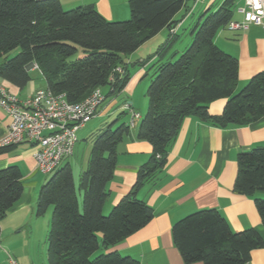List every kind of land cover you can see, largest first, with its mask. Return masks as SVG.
Here are the masks:
<instances>
[{
	"label": "trees",
	"instance_id": "obj_1",
	"mask_svg": "<svg viewBox=\"0 0 264 264\" xmlns=\"http://www.w3.org/2000/svg\"><path fill=\"white\" fill-rule=\"evenodd\" d=\"M237 1L222 0L215 9L201 11L188 34L191 42L181 49L176 48L182 39L176 27L190 11L187 0H129L130 17L118 21L106 19L93 4L66 9L60 0H0V78L24 88L32 80L27 66L35 62L47 87L65 93L71 102L84 100L98 87L107 89V97L122 92L131 77L124 57L163 28L170 31L148 58L156 60L150 66L148 108L137 137L150 142L152 151L130 190L104 212L117 147L130 132V122L116 123L118 119L91 134L88 166L78 187L70 163L41 186L36 214L44 215L52 207L49 264H141L137 258L106 250L154 217L153 207L138 192L161 180L169 145L184 118L195 116L228 127L247 125L264 115V70L235 91L239 59L215 42L218 31L233 20ZM16 48L19 51L12 54ZM80 50L84 55L72 58ZM220 98L226 100L222 112L211 113L210 103ZM12 146L1 145L0 154ZM23 189L17 165L0 169V234L1 220L16 206ZM234 190L254 197L264 224V197L257 195L264 192V146L238 153ZM172 235L186 263L246 264L252 250L264 247L256 228L235 231L216 208L180 218Z\"/></svg>",
	"mask_w": 264,
	"mask_h": 264
},
{
	"label": "crops",
	"instance_id": "obj_2",
	"mask_svg": "<svg viewBox=\"0 0 264 264\" xmlns=\"http://www.w3.org/2000/svg\"><path fill=\"white\" fill-rule=\"evenodd\" d=\"M60 1L66 9L93 4L106 19L112 21L124 20L130 17L129 0ZM221 1L197 0V4L192 7L188 4L190 11L176 27V31L180 33V29L185 26L189 19L194 22L198 19L199 14L196 16L197 12L195 10L199 5L205 9H213ZM244 5L239 8L238 14H234L233 20L243 19L241 9ZM185 8L178 12L176 15L177 19L182 18ZM226 28L227 30H224ZM169 33L170 31L167 27L163 28L147 42H144L136 51L124 57L125 66L130 73L133 71V74L122 92L112 94L116 97L122 94V101L113 98L107 102L106 99L98 107L96 115L78 131L76 145L80 141L81 136L88 132L87 130L83 131L87 128L89 122L96 119L92 129L95 126H98L97 129L105 126L108 122L104 121L100 126L101 122H103L102 120L105 119L106 115L113 112L116 106L125 112H119L121 114L113 122H116L117 119L119 121L116 123L131 122L132 113L130 109L126 108V104L131 105L136 110L134 99L131 96L133 88L138 78L140 81L145 80L142 89L146 88L153 72L150 66L156 60L155 57L148 60L149 56L155 53L152 48L156 47L158 49L163 43L162 40L168 38ZM152 39H156L154 40L155 42L147 44ZM215 42L222 49L232 53L239 59V80L236 91L243 87L253 75L264 70L263 26L251 25L247 29L235 30L227 25L218 31L215 36ZM80 51L82 52V50ZM27 68L30 70L32 80L24 88L0 78L7 90L17 94L20 98H26L34 94L38 88L47 87L45 76L35 62L30 67L27 66ZM104 91L107 92V89H104ZM145 93L144 97L148 105ZM225 101L224 98L212 101L210 103L211 113H221ZM138 112L140 117L135 118L133 125L130 124V132L124 136L117 147V165L113 178L108 182L107 187L110 195L104 205L103 210L105 213L109 212L112 206L130 190L136 181L139 167L148 161L151 155V143L137 137L143 116V112ZM121 115L123 117L120 118ZM11 120L10 114L4 107L0 106V146ZM96 130L84 137L86 148L84 149L83 164L79 172V178L81 172L88 166L92 148L90 137ZM257 146H264V115L247 125H231L228 127H220L195 116L184 118L176 138L169 145L168 161L161 175V180L155 186L152 183H147L138 192V197L153 207L154 217L144 227L111 246L106 251H116L124 256H132L139 259L141 264H204L202 261L186 263L174 243L172 235V226L177 220L203 208L218 209L235 231L254 227L264 238V224L256 207L254 197L234 190L238 153L251 150ZM36 149L37 145L34 142L23 141L19 144H14L9 151L0 154V169L9 165H17L22 172L24 185L22 196L16 206L5 216L15 217L16 220L13 222L19 224L23 223L22 215L26 208L29 206L33 208L34 204H36V200H38L36 192L38 188H41L40 184L42 186L49 178L46 177L47 179H44L43 175L47 176L49 174L41 172L37 167L34 157ZM69 157L61 165L71 164ZM79 178L76 181V176L74 175L77 187L79 186ZM257 195L264 197V192H259ZM2 253L4 252L2 251ZM8 257L12 264V260L15 259L11 255H8ZM246 264H264V247L252 250L251 259Z\"/></svg>",
	"mask_w": 264,
	"mask_h": 264
},
{
	"label": "built area",
	"instance_id": "obj_3",
	"mask_svg": "<svg viewBox=\"0 0 264 264\" xmlns=\"http://www.w3.org/2000/svg\"><path fill=\"white\" fill-rule=\"evenodd\" d=\"M243 19L232 20L231 29L243 30L251 25L264 27V0H245L241 9ZM120 70V67L117 68ZM107 99L103 88L98 87L80 102H71L63 92L38 88L34 94L20 98L7 90L0 81V106L10 114L12 120L1 145H14L31 141L37 145L34 157L38 169L49 174L59 168L63 161L74 152L78 131L96 115L98 107ZM134 124L140 113L131 105ZM12 264H18L12 260Z\"/></svg>",
	"mask_w": 264,
	"mask_h": 264
},
{
	"label": "rangeland",
	"instance_id": "obj_4",
	"mask_svg": "<svg viewBox=\"0 0 264 264\" xmlns=\"http://www.w3.org/2000/svg\"><path fill=\"white\" fill-rule=\"evenodd\" d=\"M189 6H194L197 4V0H187ZM221 1V0H219ZM245 4V0H238L235 14H238L239 8ZM75 8V7H73ZM205 10L201 5H199L195 12L196 16L202 11ZM215 9V7L213 8ZM195 22L192 21V19L187 21L184 27L180 29V33L182 34V39L177 43L176 48L179 47L181 49L185 48L186 45H189L191 40L188 37L190 28L193 26ZM224 30H227L224 29ZM188 38V39H187ZM151 39V38H150ZM156 39H152V41H148L147 44H153ZM165 39L162 40L164 42ZM147 42V41H146ZM160 42V43H162ZM150 46V45H148ZM156 47L152 48V51L155 52ZM19 51V48H16L12 51V54H15ZM84 55L81 51H78L72 58H76L79 56ZM133 72V71H132ZM131 72V77L132 73ZM145 80H137L133 91H132V98L134 99V107L136 110L143 112V115L147 111L148 105L146 104V99L144 97V93L147 91L149 83L147 84L146 88L143 90V84ZM106 89V88H104ZM242 89V87L240 88ZM239 89V90H240ZM237 90V91H239ZM236 91V89H235ZM113 98H116L119 101H122L123 95L121 96L117 95H110L107 98V102L112 100ZM148 102V101H147ZM147 105L146 111L144 112V109ZM119 112H123L122 109H119V107L116 106L114 108V111L111 112L109 115H106L105 119L102 120L100 126L104 121L107 123L113 122L117 117H119ZM123 115V114H122ZM120 116L123 117V116ZM127 117V115H125ZM102 119V118H101ZM100 119V120H101ZM96 123V119H93L91 122L88 123L87 128L84 129L87 130L84 136H81L80 141L75 147V152L73 155L69 157V160L71 162V166L73 168L74 175L76 176V181H78L79 178V172L81 169V166L83 164V154L84 149L86 148V142L84 140V137L88 136L92 131L96 130L98 126L93 127L92 126ZM92 129V130H90ZM90 130V131H89ZM82 133V131H80ZM68 159V158H67ZM66 160V159H65ZM64 160V161H65ZM63 161V163H64ZM58 169V168H57ZM56 169V170H57ZM49 173V175H43L44 179L47 177H51V175L56 171ZM41 175V174H40ZM46 178V179H47ZM43 179V180H44ZM79 184V183H78ZM41 187V184H40ZM38 188L36 192V197L39 195ZM37 199V198H36ZM36 206H37V200L36 204H34L33 208L32 206H29L26 208V210L23 212L22 217V224H19L17 222H13L16 220L15 217L7 216L4 220L1 221V235H0V264H11L9 261L8 255H11L18 264H49L48 261V233L51 226L52 221V207L49 208L46 214L38 216L36 214ZM2 251L4 253H2ZM101 250L96 251L92 257H95L97 254H99Z\"/></svg>",
	"mask_w": 264,
	"mask_h": 264
},
{
	"label": "water",
	"instance_id": "obj_5",
	"mask_svg": "<svg viewBox=\"0 0 264 264\" xmlns=\"http://www.w3.org/2000/svg\"><path fill=\"white\" fill-rule=\"evenodd\" d=\"M34 63V62H33ZM33 63H30L29 65H28V67H30V65H32Z\"/></svg>",
	"mask_w": 264,
	"mask_h": 264
}]
</instances>
